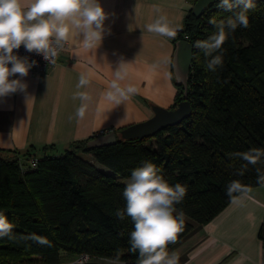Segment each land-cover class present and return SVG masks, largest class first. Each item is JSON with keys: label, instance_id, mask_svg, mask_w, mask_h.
Listing matches in <instances>:
<instances>
[{"label": "trees", "instance_id": "trees-1", "mask_svg": "<svg viewBox=\"0 0 264 264\" xmlns=\"http://www.w3.org/2000/svg\"><path fill=\"white\" fill-rule=\"evenodd\" d=\"M218 2L199 14L189 8L173 42L184 38L193 45L207 39L215 31L211 19L224 20L241 10L228 11ZM253 4L246 13L248 27L238 26L222 46V67L207 70L203 51L193 47L185 90L191 110L181 122L151 136L117 138L102 146L87 144L102 133L92 134L72 140L59 154L35 156L33 146L0 147V214L13 226L12 239L0 238V264H60L81 253L92 260L136 264L138 253L129 244L133 224L116 213L125 206L122 179L145 162L154 164L169 185L186 187L174 213H183V231L167 249L228 204L230 181L260 185L256 168L264 169V162L243 169L246 162L235 155L264 149V0ZM174 83L172 106L184 98L182 84ZM31 157L35 166L28 163ZM33 235L51 246L36 243ZM257 236L264 241V213Z\"/></svg>", "mask_w": 264, "mask_h": 264}, {"label": "crops", "instance_id": "crops-1", "mask_svg": "<svg viewBox=\"0 0 264 264\" xmlns=\"http://www.w3.org/2000/svg\"><path fill=\"white\" fill-rule=\"evenodd\" d=\"M192 1L99 0L108 15L96 49L83 47L82 34L71 35L53 63L22 78L30 97L27 102L21 92L0 98V147L33 146L35 156L57 154L72 140L118 130L150 117L153 105L173 107L175 38L149 32L146 25L165 15L177 34ZM121 59L127 72L121 85L131 84L136 91L116 103L105 93ZM81 73L88 75L89 83L79 91L90 97L83 119L75 114L81 101L73 99ZM15 78L18 74L10 77ZM46 145L52 147L43 148ZM236 196L237 203L230 200L207 223L167 249L178 254V264L264 263V241L257 236L264 213V184L251 187L247 196ZM92 261L88 264H124L105 258Z\"/></svg>", "mask_w": 264, "mask_h": 264}, {"label": "clouds", "instance_id": "clouds-1", "mask_svg": "<svg viewBox=\"0 0 264 264\" xmlns=\"http://www.w3.org/2000/svg\"><path fill=\"white\" fill-rule=\"evenodd\" d=\"M218 6L228 11L234 7L241 10L224 20L211 19L209 23L214 26L215 31L207 39L197 40L192 45L203 51L206 68L213 72L223 65L222 46L229 34L238 26L248 27L246 13L254 4L253 0H219ZM107 15L99 0H0V98L17 92L25 93L26 102L30 98L26 93L27 84L22 78L28 75L36 61L29 62L27 57L15 55L14 49L18 50L23 45L26 51L35 52L42 55L47 62H53L69 37L81 34L83 47L96 49L105 31ZM146 28L149 32L169 39L175 38L177 31L169 24L165 15L157 16ZM125 65L121 59L105 93L108 100L116 103L136 91L131 84L123 87L121 85V81L127 76ZM17 74L19 78L10 79ZM88 83V75L81 73L77 91L73 94V99L81 101L75 113L81 119L87 108L85 102L90 97L79 89ZM235 155L246 162L243 169L248 164L264 162V149L251 148ZM256 173L257 183L264 184V169L258 167ZM249 192L250 188L238 180L230 181L225 189L233 203L238 202L234 194L247 196ZM185 194L186 187L179 183L169 185L151 162H145L131 172L122 192L125 206L116 215L120 220L125 217L131 219L133 230L129 234V244L130 251L138 253L136 264H178V254L170 253L167 246L170 242L174 243L177 235L183 231V213H174L177 212L175 205L183 200ZM12 227L6 217L0 214V238L12 239ZM31 239L40 245L51 246L46 238L33 235Z\"/></svg>", "mask_w": 264, "mask_h": 264}, {"label": "water", "instance_id": "water-1", "mask_svg": "<svg viewBox=\"0 0 264 264\" xmlns=\"http://www.w3.org/2000/svg\"><path fill=\"white\" fill-rule=\"evenodd\" d=\"M217 0H195L192 5V11L199 14L208 5ZM191 42L187 39L180 38L174 42V50L172 54V71L175 80L182 84L184 89V98L177 102L173 107H161L153 105V114L138 122L128 124L118 130L105 131L102 134L96 135L87 141L91 146H102L113 144L117 138H142L155 134L167 125L177 124L188 116L191 106L186 97L187 76L192 60Z\"/></svg>", "mask_w": 264, "mask_h": 264}, {"label": "built area", "instance_id": "built-area-1", "mask_svg": "<svg viewBox=\"0 0 264 264\" xmlns=\"http://www.w3.org/2000/svg\"><path fill=\"white\" fill-rule=\"evenodd\" d=\"M65 47V44L63 45V47L61 49H63ZM59 49V51L61 50ZM58 51V52H59ZM14 54L24 58L27 57L28 61L31 62L33 60L36 61V64L29 70V72L31 74H38L40 72H42L49 64L53 63V62H47L42 55H38L35 52H28L25 50V48L23 47V45H21V47L18 50H13ZM56 58V57H55ZM55 60V59H54ZM9 67H11V65L9 64ZM28 163L30 164V166H35L37 163V160L35 157H31L28 161ZM79 256L83 257L86 262H84V260H82L81 258L76 261V260H72L71 263L73 264H88L89 262H87V254L81 253L79 254ZM264 264V263H262Z\"/></svg>", "mask_w": 264, "mask_h": 264}, {"label": "rangeland", "instance_id": "rangeland-1", "mask_svg": "<svg viewBox=\"0 0 264 264\" xmlns=\"http://www.w3.org/2000/svg\"><path fill=\"white\" fill-rule=\"evenodd\" d=\"M61 152V151H60ZM59 152V153H60ZM59 153H57V154H59ZM36 154V153H35ZM83 156L84 157H86V158H89V155H86V154H83ZM97 164V166H99L100 168H102V169H107L104 165H101V164H99V163H96ZM123 181H126L127 179L126 178H123L122 179ZM177 213V212H176ZM82 259V260H84V262H86V260L83 258V257H81V256H79V255H77V256H74V258L72 259V260H76V261H78L79 259ZM71 261H69V263H70ZM87 262H93L92 261V259H90V257L87 255ZM115 262V261H114ZM19 264V263H18ZM71 264V263H70ZM262 264V263H261Z\"/></svg>", "mask_w": 264, "mask_h": 264}]
</instances>
